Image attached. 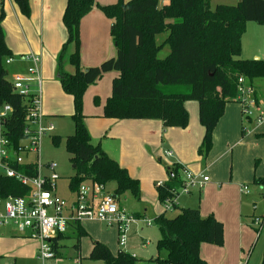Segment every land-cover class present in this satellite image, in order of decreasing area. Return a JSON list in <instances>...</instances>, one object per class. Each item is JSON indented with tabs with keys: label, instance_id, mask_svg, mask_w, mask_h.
Instances as JSON below:
<instances>
[{
	"label": "trees",
	"instance_id": "16d2710c",
	"mask_svg": "<svg viewBox=\"0 0 264 264\" xmlns=\"http://www.w3.org/2000/svg\"><path fill=\"white\" fill-rule=\"evenodd\" d=\"M14 1L24 15H30L29 0ZM94 7L112 20L111 36L116 53L99 65L85 69L81 65L79 28L82 18ZM5 17L2 7L0 106L7 103L13 108L3 123L6 137L17 147L23 138L27 102L14 92L7 79L9 72L5 65L13 54L5 40ZM249 21L264 24V0H239L236 5L218 4L214 9L210 8V0H166L162 6L160 0H117L106 5L96 0H67L63 23L68 36L59 54L58 78L64 92L72 95L75 102L74 132L66 141V150L71 154L76 171L70 178L69 189L76 191L81 183L89 180L105 185L114 182V193L119 198L130 192L140 199L139 180L110 157L100 143H92L84 120L82 104L88 86L110 71L119 74L112 80L104 117L159 119L165 127L185 128L189 122L185 103L194 100L205 130L198 152L208 155L226 104L238 102V78L244 75L253 84L257 79H264L263 59L239 58ZM160 36H163L161 40ZM71 45H74L72 52ZM163 50L168 53L160 57ZM66 61L74 67V73L64 71ZM59 139L58 135L52 137L54 143ZM25 168L16 166L21 171ZM183 169L182 165L175 164L169 169V182L157 186L160 202L172 197L174 190L182 186ZM28 174L35 175V171L30 170ZM253 183L264 189V177L254 178ZM29 190L15 178L0 176V199L25 195ZM262 195L264 197V192ZM259 217L258 232L264 226V214ZM154 221L160 230L156 244L158 255L150 259L154 264H210L201 256V245L224 244L223 223L213 214L202 216L199 207H182L175 217L163 211ZM74 231V234H59L54 239L56 257L61 256L64 247L60 241L72 236L77 238L75 247L80 252L79 240L87 231L79 223ZM162 251L166 252L165 258L160 257ZM89 258L103 264H135L137 260L123 250L113 253L100 241L93 242ZM260 264H264V250Z\"/></svg>",
	"mask_w": 264,
	"mask_h": 264
},
{
	"label": "rangeland",
	"instance_id": "374dc122",
	"mask_svg": "<svg viewBox=\"0 0 264 264\" xmlns=\"http://www.w3.org/2000/svg\"><path fill=\"white\" fill-rule=\"evenodd\" d=\"M106 3H113L117 0H102ZM239 0H210V8L214 9L218 4H230L235 5ZM166 2V0H160V6ZM15 4V3H13ZM30 5V0H29ZM37 5L33 7L35 8V15H33L31 19V33L35 39L38 41L42 40V43L45 46L49 45V41L53 39L54 34L59 35V26L52 27L51 32H45L41 34V27L43 26L41 23V19L39 17V12L36 9ZM31 9V5H30ZM5 12V21L4 23L12 29L18 28L17 18L9 7L4 9ZM49 12H47L48 16ZM45 17L44 22V30L49 29V22ZM28 17V16H27ZM21 22V20H20ZM249 30L246 31L245 42L249 44V47L257 51L261 58H264V24H260L257 22L249 21L248 22ZM24 31L26 32V27L23 26ZM62 29L64 32L67 31L62 24ZM247 30V28H246ZM245 32V33H246ZM50 34L52 36H50ZM111 35V29L110 34ZM91 30L89 28H83L80 25L79 28V38H80V54L81 49L83 47L89 48L88 44L91 43ZM112 37V36H111ZM163 36H160L159 40H161ZM83 46V47H82ZM73 48L72 45L70 49ZM61 49L53 58V70L52 73L49 71L48 73L44 72V89L42 94V102L44 110L46 113L50 115L53 123L56 126V129L52 133H47L43 140L42 147V161L43 162H54L56 164V173L60 176V179L57 181L58 185V194L65 198H72L73 195L69 191V181L71 177L75 176V168H73V164L71 163V154L66 150V141L68 136L72 135L74 132V122L72 120V115L75 112V102L72 95H69L64 92L57 78V68L59 61V54ZM241 50L242 56L245 53ZM168 51L163 50L160 53V57H165ZM14 56V55H13ZM88 60V59H87ZM85 61L81 58V65L83 66ZM86 65V64H85ZM97 65V64H96ZM44 66V65H43ZM6 69L9 74L7 79L9 81L12 80V69L14 67L13 64H6ZM88 66L85 67L87 69ZM44 68V67H43ZM64 71H74L73 66L67 61L64 62ZM45 71V70H44ZM51 73V74H50ZM116 71L106 72L101 79H99L94 84L88 86L84 96H83V104L82 111L83 114L94 116L97 113L104 112V105L107 100V97L111 94L112 90V79L115 78ZM186 109L189 113V122L185 128L174 126L169 127L172 129V132H175L178 137L179 146L173 147L169 145V143L164 145V151L160 156H155L153 159L148 157L146 154L144 158L138 157L136 160L130 161V157H127V154L122 153V160L125 164L130 165L131 171L134 173L135 177L139 179V187H140V199H136L130 192L125 193L120 196V206L128 213H138L140 214L141 219H150L153 223L151 226H147L142 221L139 223H132L129 231H128V239L125 246H121L119 242V230L117 223L107 224L106 222L101 221H84L82 226L86 229L87 235L82 237L79 240V246L81 248L80 252L75 247L77 243V238L72 236L70 238H66L60 241L61 245L64 247L61 249V256H58L53 263L54 264H103L100 260L90 259V248L94 241H100L106 244L113 253H118L119 250L126 251L128 253L133 254L137 260L135 264H154L151 261V258H155L158 255L156 244L158 239L160 238V230L158 225L155 223V216L164 211V207L162 202H160L158 197V184L163 182L161 180V175L159 174V169L157 166L164 168V170L168 168H173L175 164H177L176 158H171L166 156L165 149H171L175 156H178L180 153H183L187 159V161L194 162L201 168L208 167V174L214 181L221 182L223 181L221 178L226 177L227 181H229V176L231 175V169L233 170L234 166H239L242 170L247 173L251 178V180L247 181L245 178L243 182L247 183L250 188V194L242 195V201L244 200V213H247L244 216V220H242V231L234 228L228 222V226L224 230V244L222 246L211 245L214 248H220L216 253L212 252L210 254V258L212 264H260L263 250H264V226L260 232H258L259 226L253 222V217H259L264 214V197L262 193L264 189L261 186H258L253 183L254 178L264 177V156H259L257 154L258 149L264 150V143L254 144L251 143L246 146V149L243 154H237L234 157L232 149L234 148L233 143L235 142L233 136V128L237 125V120L240 121L241 126L247 125V120L243 116L242 107L239 102H229L225 106V112L223 116L220 118L218 125L214 130V145L208 155L199 154L198 148L196 146H191L187 142H190L193 139V142L196 140L199 141L200 137L204 135V127L199 121V112H198V104L194 100H189L186 102ZM3 108L0 107V115L2 114ZM85 124L86 116H85ZM94 119H89V123ZM93 128L89 133L94 144L98 143V141H102V144L106 145L111 153L115 155H121V146L119 141H115L112 138L113 128L108 130L106 126H103L102 123H92ZM167 128V127H166ZM54 135L60 136L59 142L54 143L52 137ZM263 136V135H258ZM162 139L165 141L167 139V135L162 136ZM202 139V138H201ZM203 140V139H202ZM216 142V143H215ZM202 143V142H200ZM201 145V144H200ZM200 145L198 147H200ZM218 145L216 148L215 146ZM223 145V146H222ZM222 146V147H221ZM173 147V148H171ZM154 150V149H153ZM148 151H146L147 153ZM234 157V159H233ZM258 162V163H257ZM189 164V163H188ZM130 174V170L128 171ZM166 173V172H165ZM158 175V176H157ZM169 173H166L168 177ZM107 188L114 192L116 188V184L114 182L108 183ZM204 189V188H203ZM202 189V190H203ZM200 191H194V195L192 199H189L190 196L181 194L177 199V206L168 211L167 214L169 217H175L181 212V208L185 206H192L189 201H193V206L200 207V203L202 205L210 208V204L205 199H201L200 202L198 196L200 195ZM236 199L238 201L240 199V194L236 192ZM205 195L203 194V197ZM231 198L235 200L234 195L232 197L227 198L226 202H229V206L233 207L234 212L237 209L236 204H231ZM205 200V201H204ZM236 201V203H238ZM197 203V204H194ZM218 203V201H215ZM225 205V206H228ZM0 212H3V205L0 204ZM253 216V217H250ZM3 229V228H2ZM14 234L19 236L16 233V230L12 227ZM6 229L1 230L0 232ZM74 226L71 227L68 233L74 234ZM2 234V233H0ZM227 235V237L225 236ZM21 237V236H19ZM227 238V244L225 245V239ZM239 240V243H238ZM244 243V252L240 249L242 245L240 242ZM30 245L28 243L22 244H10L5 243L3 245L4 251L7 253L5 258H1V264H11L10 262L14 261V257L16 253H21L22 250H26ZM79 252V253H78ZM237 252H243V261L240 263V258L237 259ZM213 253V254H212ZM161 258L166 257V252L160 253ZM37 261V260H36ZM35 264H38V261Z\"/></svg>",
	"mask_w": 264,
	"mask_h": 264
},
{
	"label": "built area",
	"instance_id": "2783aa9c",
	"mask_svg": "<svg viewBox=\"0 0 264 264\" xmlns=\"http://www.w3.org/2000/svg\"><path fill=\"white\" fill-rule=\"evenodd\" d=\"M12 1L0 0V8ZM13 60L14 57H11L6 63L10 64ZM20 60L29 65L24 72L12 74L10 82L14 92L27 102L26 122L23 138L16 147L6 137L3 123L13 108L7 103L0 106L3 108L0 115V176L15 178L30 190L25 195H10L0 199V204L3 205L0 226L13 227L19 236L37 241L38 264H54L53 261L57 258L54 239L84 221L117 223L119 242L121 246H125L132 223L142 221L151 226L153 222L128 214L120 206V198L105 184L89 180L81 183L76 191L69 189L72 198L58 194L57 181L60 176L56 173L57 166L54 162L42 161L44 137L48 132H54L56 126L47 119L43 109L41 57L29 52ZM256 93L255 84L241 75L238 78L237 101L241 104L247 122L264 121V99ZM166 156L173 157V152L168 150ZM16 166H25L26 172L16 169ZM30 170L35 171V175L28 174ZM209 181V175L203 171L183 169V184L178 190H174L172 197L162 202L164 211H171L177 206L178 196L200 191ZM241 192L249 194V186H242ZM253 222L260 227L261 218L253 217Z\"/></svg>",
	"mask_w": 264,
	"mask_h": 264
},
{
	"label": "crops",
	"instance_id": "0c3cea01",
	"mask_svg": "<svg viewBox=\"0 0 264 264\" xmlns=\"http://www.w3.org/2000/svg\"><path fill=\"white\" fill-rule=\"evenodd\" d=\"M96 1L100 5L110 4L102 0H96ZM66 2L67 0H30L31 12L28 17L21 12L19 6L15 3L14 0L4 5V9L7 7L12 9L18 21V28H15V29L9 28L4 23L5 20L3 21L5 40H6V43L9 49L12 51V54L14 55L13 56L14 60L10 63V64L14 63V67L11 71L12 74L16 72H24L27 69V66L29 65V63L20 60V58L23 55L29 52L38 54L41 57V72H42L43 89H44V82H45L44 72L48 73L49 71H51L52 73V70L54 68L53 58L58 53V51L62 48L64 42L67 40L68 33L66 34V32H64V30L62 29V24L64 25L63 13L66 7ZM35 5H37L36 9L39 12V17L42 22L41 24L43 25L41 27V34H44L46 31L51 32L52 27H55L57 25L59 26V30H60L59 35L55 34V32H52L54 34V37L53 39L49 41V45L45 47L42 43V40L38 41V39H35L32 36L31 30H30L32 27V25L30 24L31 19L33 15H35V8L33 9ZM47 12H49L48 16H47ZM46 16H47L50 28L44 30V22H45ZM80 25H82L83 28H89V30H91V36H90L91 43L88 44V46H91V47L85 48L82 46L83 49H81V58L83 59V61H85V64H86V65L83 64L84 68L86 66L91 67V66H96V64L99 65L102 61L109 59L115 55L116 50H115L114 42H113L111 35H109L111 25H112V20L106 17V15L98 7H94L88 14H86L82 18ZM23 26L27 28L26 32L24 31ZM246 28H247L246 31H248L249 30L248 23H247ZM246 34L247 32L242 37V51H244L242 53H245V55L243 54L242 56H239V58L257 59V60L263 59L264 60V58L260 57L257 51L252 50L249 47V44L245 42ZM50 36L52 35L50 34ZM72 47L73 48L70 49L71 52L74 49V45H72ZM67 72L74 73V71H67ZM118 74L119 73L117 72L115 77L118 76ZM57 78H58V68H57ZM254 84L257 88L258 96L264 99V79H257L254 81ZM185 106H186V103H185ZM44 113L46 114L47 119L53 122L50 115L46 113V110H44ZM85 116H86V123H87L86 126L90 130H92L93 128L92 123H95V122L102 123L103 126H106V128H108V130H111L113 128L112 138L115 141L120 142L121 155H115L111 153L108 147L105 144L104 145L102 144L101 140L98 141V143L101 144L104 151L110 157L117 160L118 163L122 167H125L128 171L130 170V175L134 178H137V177H135L134 173L131 171L130 165L125 164L123 162L122 153L124 155L127 154V157H130L131 162L132 160H136L138 157L144 158L146 154L151 159H153L155 156H160L159 160H161V154L164 151V145L169 143V145L176 148L179 146L178 139L181 138L182 136L181 135L178 137V135L175 132H172L173 131L172 129H170L169 127L166 128L163 122L159 119H145V118L143 119H123V120L110 119V118L104 117V112H101V111L94 116L87 115V114H85ZM89 119H94V120H92L91 123H89ZM247 123H248L247 125L243 124V126H241L240 121L237 120V125H235V127L232 129L234 132L233 136L235 140V142L233 143L234 148L232 149L234 157L237 154H243L246 149V146L251 143H254V144L264 143V121L260 123H257V122H247ZM204 133H205V130H204ZM164 135H167L168 140L165 141L164 139H162V136ZM258 135H263V136H258ZM203 137L204 135L200 137L201 141H199V136H198V141L196 140V145H195V141L193 142V139H192L190 142L186 143V146L188 144H191V146H196L199 149L198 146L201 144L200 142H202ZM215 147L217 148L218 145H216ZM168 150L172 151L171 149H165V153H164L165 155ZM146 151L148 152L146 153ZM256 152L257 154H259V156H264L263 149H258ZM171 158H176L177 164L182 165L184 169L186 168V169H190L193 171H199L198 169H200L198 165L193 164L194 162L187 161L183 153H180L178 156H175L173 152V157ZM157 169H159L158 175H161V180H163V182L161 183L164 184V183L169 182L170 175L167 177L166 173H169V169L171 170L172 167L164 170V168L157 166ZM200 171H203L206 174H208L207 173L208 167L201 168ZM182 175H183V172L181 173V177ZM242 178H245V180L250 181L252 177H250L247 173H245L242 170V168H240L239 166H234L233 170L231 169V175L229 176V181H227L226 177L224 178L222 177L221 179L223 181L221 182L214 181L210 177V181L207 183V185L205 186L203 190H200L199 192L200 195L198 196L200 202L203 199H205L206 203L208 202L210 204V208H207V206L202 205L200 203L201 206L199 208H200L202 216L206 217L209 214H213L218 220H220L223 223L224 230L228 226V222H231L230 224L232 226L234 225L235 229H237L238 231L239 229H241L242 231L243 230L242 220H244V216L247 215V213H244L243 207L245 204H244V200L242 201V195H248V194L241 192L242 186L248 185L247 183L243 182ZM236 192L240 194L239 201H238V198L236 199V195H237ZM193 193L191 195H188L190 196L189 199L193 198L192 197L194 195ZM203 194L205 195L204 197H203ZM232 195H234L235 200L231 198V202H234L231 204L237 205V209L235 210V212H234L233 207H230L228 205L229 202H226V199L232 197ZM215 201H218V203H215ZM236 201H238V203H236ZM189 202L190 203L188 204H192V206L189 205L190 207H196V206H193V201H189ZM194 204H197V203H194ZM225 205H228V206H225ZM185 207H188V206H185ZM161 212H159L158 214H160ZM133 214L136 215L138 213H133ZM250 217H253V216H250ZM0 227H1V230L6 229L0 232L2 233L0 234V256H2V258H5V255L7 254L4 251V247H3V245L6 242L10 244H17V243L22 244V243L27 242L28 245H30L29 248H27L26 250H22L21 253H16V256L14 257V261L10 263L11 264H35L38 242L35 240L24 238V237L16 236L14 234L13 229H11V227H4V226H0ZM225 236L227 237V235ZM238 243H239V240H238ZM226 244H227V238L225 239V245ZM211 245L213 244L203 243L200 247L201 256L204 259H206L210 264H212V261L210 258L212 249H213V253L215 252L217 253L220 249V248H214ZM240 245H242L240 249L243 251L244 250L243 241L240 242ZM91 248H92V245H91ZM91 248H90V251H91ZM243 252L239 253V255L237 252L236 262L239 257L240 263H242Z\"/></svg>",
	"mask_w": 264,
	"mask_h": 264
},
{
	"label": "water",
	"instance_id": "95a60500",
	"mask_svg": "<svg viewBox=\"0 0 264 264\" xmlns=\"http://www.w3.org/2000/svg\"><path fill=\"white\" fill-rule=\"evenodd\" d=\"M257 60V59H256ZM73 168H75V165H73Z\"/></svg>",
	"mask_w": 264,
	"mask_h": 264
}]
</instances>
